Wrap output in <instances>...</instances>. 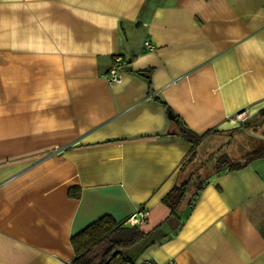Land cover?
<instances>
[{
	"label": "crops",
	"instance_id": "1",
	"mask_svg": "<svg viewBox=\"0 0 264 264\" xmlns=\"http://www.w3.org/2000/svg\"><path fill=\"white\" fill-rule=\"evenodd\" d=\"M262 108L264 0H0V264H73L76 233L139 206L131 263L264 264V157L180 219L163 202L194 151L172 112L211 134Z\"/></svg>",
	"mask_w": 264,
	"mask_h": 264
},
{
	"label": "trees",
	"instance_id": "2",
	"mask_svg": "<svg viewBox=\"0 0 264 264\" xmlns=\"http://www.w3.org/2000/svg\"><path fill=\"white\" fill-rule=\"evenodd\" d=\"M143 74L148 76L150 80V71ZM159 101L168 110H172L166 102L160 99ZM172 113L174 120L179 123L178 134L184 141L194 147L193 153L184 165V170L188 174L187 178L181 183L174 185L163 198V202L171 210L170 216L180 219L184 202L187 201L190 207L194 206L197 196L208 179V175L202 179V174H198L200 180L196 181V174L200 166H197L196 163V148L201 144V139L210 131L198 133L189 128L179 115ZM260 113L264 116V108L260 110ZM235 128L229 129V131ZM241 142L247 147L244 155L240 158L229 157L227 154L222 155L218 158L216 170L213 172L221 173L223 171L238 170L252 161L264 157V137L250 135L248 141ZM194 185V190L191 191ZM145 236L146 234L140 226L128 225L125 221H117L111 215H104L71 238L76 253L73 264H130L131 260L124 255L123 249L133 246L144 239Z\"/></svg>",
	"mask_w": 264,
	"mask_h": 264
},
{
	"label": "rangeland",
	"instance_id": "3",
	"mask_svg": "<svg viewBox=\"0 0 264 264\" xmlns=\"http://www.w3.org/2000/svg\"><path fill=\"white\" fill-rule=\"evenodd\" d=\"M260 110L254 114L247 113V115L242 116L237 127L232 131H215L201 139V144L196 148V163L197 166L200 165L196 174V181L200 180L198 174H202L203 179L204 176L216 170V163L222 155L242 157L247 147L241 141H248L250 135L264 137V116L261 115ZM194 187L195 185L191 191L194 190ZM127 250L128 248L123 249L125 256L128 253Z\"/></svg>",
	"mask_w": 264,
	"mask_h": 264
},
{
	"label": "built area",
	"instance_id": "4",
	"mask_svg": "<svg viewBox=\"0 0 264 264\" xmlns=\"http://www.w3.org/2000/svg\"><path fill=\"white\" fill-rule=\"evenodd\" d=\"M144 48L147 50H154L155 44L151 40L144 42ZM126 63L123 55L116 54L113 58V63L110 69L104 74L108 81H119L122 78L121 66ZM60 151L59 149H57ZM148 216V211L144 206H139L136 211L128 219V224L140 226L145 223ZM130 264H178L175 259H169L166 262H160L154 259H148L142 263H130Z\"/></svg>",
	"mask_w": 264,
	"mask_h": 264
},
{
	"label": "water",
	"instance_id": "5",
	"mask_svg": "<svg viewBox=\"0 0 264 264\" xmlns=\"http://www.w3.org/2000/svg\"><path fill=\"white\" fill-rule=\"evenodd\" d=\"M169 115H170L171 117H173V115H172V113H171V112H169Z\"/></svg>",
	"mask_w": 264,
	"mask_h": 264
}]
</instances>
